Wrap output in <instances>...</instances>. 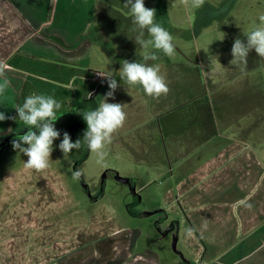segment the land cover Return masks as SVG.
<instances>
[{
  "label": "crops",
  "instance_id": "1",
  "mask_svg": "<svg viewBox=\"0 0 264 264\" xmlns=\"http://www.w3.org/2000/svg\"><path fill=\"white\" fill-rule=\"evenodd\" d=\"M123 4L124 25L132 16ZM106 5L101 0H0V63L5 65L10 81L0 97V112L17 117L0 121V264H159L162 252L168 249L163 244L168 237L171 243L176 238V264H264V89L258 97L251 85L237 86L240 93L235 102L224 99L217 103L224 108L219 114L213 106L210 111L200 107L202 114L194 120L192 116L183 120L172 117L162 125L161 116L171 117L168 114L177 111L179 99L172 94L170 82L178 85L176 77L168 75L169 80L163 75L170 91L158 98L149 96L146 103L138 94H143L142 87L118 82L122 93L116 103L123 104L127 114L119 132L123 143L138 153L142 143L137 138H167L163 155L155 158L162 162L155 164L146 183L139 178L134 184L131 179L121 182L117 172L114 176L117 182L127 184L141 203L145 190L157 182L154 176L160 179L156 184L163 186L162 190L151 193V200L158 204L156 209L143 211L139 205L136 210L141 215H136L126 205L129 215L137 219L151 217L150 222L156 219L160 224L164 216L170 230H160L159 238L145 237L141 230L144 222L132 231L107 193L94 201L90 193H79L54 147L52 154L60 159L63 195L56 211L50 213L48 194L33 179L2 177L20 166L27 170L24 176L32 170L25 167L24 157L19 160L22 153L17 161L2 163L9 160L4 153L14 150L9 146L10 138L28 131L15 109L23 105L25 97L33 93L53 96L62 105L57 111L61 115L70 104L86 99L91 83L102 81L103 77L96 78V74L103 73L93 63L94 51L101 46L94 30L97 35L106 32L105 27H96ZM155 63L150 60L148 65ZM178 82L181 90L192 88L185 73ZM240 96L246 97L240 100ZM189 121L194 123L187 126ZM32 185L40 191L28 192ZM100 202L105 206L101 213L107 222L104 228L97 226L96 205ZM82 205L86 209H81ZM83 211L88 216L85 224ZM50 217H54L51 223ZM118 217L122 225L115 229L114 219ZM50 233H55L51 241ZM130 233L135 234L134 241L128 237ZM137 243L139 247L133 252Z\"/></svg>",
  "mask_w": 264,
  "mask_h": 264
},
{
  "label": "rangeland",
  "instance_id": "2",
  "mask_svg": "<svg viewBox=\"0 0 264 264\" xmlns=\"http://www.w3.org/2000/svg\"><path fill=\"white\" fill-rule=\"evenodd\" d=\"M101 1H105L107 5L105 7V13L97 19L96 27H105L106 32L102 35H97L96 30H94V35L97 37L96 40L99 41L98 44L100 43L102 47L100 46L99 49L97 48L94 51L93 63L94 67L96 66L95 69H99L103 74L115 76L118 83L120 81L119 71L123 60L147 64H150V60L145 61L143 59L146 50L134 42L137 32L133 31L136 26L133 24L132 17L126 20L124 25L122 24L121 20L125 19V17L122 14L123 9L120 7L124 5L123 3L126 0ZM144 3L146 8L156 9L155 22L162 25L172 35L175 45L174 54L171 57L165 55L160 50L152 49L158 57L155 60V65L159 66L160 75H167V79L169 80L171 79L168 75L176 77L177 80H175L178 83L176 85L173 80L170 81L174 86L172 94L177 95L179 99L175 109L177 111L172 112L173 115L168 114L171 117L163 118L165 114L161 116L162 125L168 119H172V117L183 120L192 116L194 120L202 114L200 107H205L210 111V108L213 106L216 113L219 114L220 111H224V108L221 106L220 108L217 107V103L222 104L224 99L226 102H231V100L235 102V97L239 96L238 93H240L236 89L237 86L251 85L257 96H261L262 90L264 89V58L260 57L254 49L251 50L247 57L246 70L243 71V65L231 64L230 61L233 59L231 49L234 40L238 37L246 43L247 37L244 34L252 31L260 23L259 17L264 15V0H203L202 5L198 8L191 6V0H189V6H185L183 0H144ZM145 38H149L147 33H145ZM109 49L113 55H111ZM107 59H110L111 63L109 61L107 64ZM184 73L187 75V83L192 87L186 91L180 89V82H178V78L180 79V75ZM105 81H107V78L103 77L100 83L93 82L90 84V89L94 91L98 90L97 107L103 100L102 96L110 90L108 81L106 84H103ZM100 84H103V87ZM207 89L209 90L208 94ZM179 91H183L182 94L178 95L177 92ZM121 93V88L116 89L114 98H109L108 102L116 103L117 96H120ZM138 94L142 96L143 102H148L149 96L144 92L143 94L138 92ZM207 97L210 100H207ZM244 97L246 96H240V100ZM160 99L163 100L162 98ZM97 107H95L93 101H88L81 106L76 102L75 104H70L65 110H61L63 117L62 114L60 115V111L59 113L57 112L60 121L54 122V124L61 135L59 139L54 141L53 147L57 149L58 155L62 157L63 164L70 174V181L79 193L84 194V187H90L92 191L104 187L103 192L110 196L113 200V205L118 211L126 216L128 222L131 224L132 231L136 229L138 224L144 222L141 230H144L145 237H149L150 235L152 237L158 236L159 238L155 221H149L151 217L143 220L129 215V210L126 209V205L133 202L134 197L131 195L130 187L127 184H121L114 179V173H119L121 177L129 179V182L131 179L132 184L136 182L137 178L142 183H146L147 178L150 177L149 174L153 172L154 166H156L155 164L162 162L156 161L155 158L163 155V141L165 139L167 140V138L155 135L151 141L144 136H142L143 140L137 138V141L142 143V148L140 149L139 146L136 147V149H140L136 153L133 151V148L131 150L127 144L123 143L124 140L121 137V133H119L122 129L120 128L113 134L112 143L106 145L105 150L108 155L104 164L98 165L95 162V154L90 152L82 140L83 134L87 129V124L81 115L83 112L94 110ZM123 108L126 107L124 106ZM166 112H170V110ZM203 117L205 124H207L208 118L204 114ZM192 122L189 121L187 126H190ZM254 123H256L255 120ZM74 124L75 129L72 127ZM220 127L223 129L221 123ZM64 132L69 134L72 142H75L77 139L82 140L81 148L79 150L73 149L67 156L63 155L58 147L63 139ZM125 139L128 138L125 137ZM147 146H150V148L145 151V147ZM19 153L17 150H10L8 153L5 152L3 157L8 154L9 160H3L2 163L5 164L6 161H17L21 155ZM23 157L27 161L28 157L24 154H22L19 160L23 159ZM53 162L56 163L53 164ZM21 167L11 169L10 171L8 170L9 173L7 171V175L2 174V177L7 176L11 180L13 178H16V180L24 178L33 179L35 184L38 183V187L42 188L48 194L50 213L56 211L57 207L60 208V199L63 196L60 190L62 187L60 184V159L51 153L50 166L46 170L37 172L32 169L30 170L31 173L28 172L29 175L26 176H24V172L27 170ZM75 171L82 173L78 180L73 179V172ZM154 177L160 183V179L156 176ZM40 178L47 183L40 185L39 182H42ZM156 183H153L152 186H149L145 190L144 200L140 204L141 210L153 211L157 208L156 206L158 204L151 200V193L154 190L155 193L159 194L163 186ZM34 185L28 187L29 189H33L28 192L40 191ZM93 206L90 207L92 208ZM86 207L82 205L81 209L84 210ZM96 207L98 218L97 226L98 228H101V226L104 228L107 225V222L101 216V213L105 209L104 202H100ZM83 213L85 212H82V217H84L85 221L82 224H85L88 221V216L86 215L87 217H85ZM100 216L101 219L99 220ZM162 218L165 217L162 216ZM53 219L54 217H50V223ZM114 222H116L114 224L116 225V229L117 226H120L122 220L118 217V220L114 219ZM89 224H91V221ZM166 225H169V222ZM161 228L164 230L166 226L163 225ZM54 236L55 233H50V241ZM128 237L130 240H135L134 233L128 234ZM164 242L163 244L167 245L169 250L167 249L166 252H162L163 257L159 264H176L177 262H174V249L171 238L168 237ZM144 243L147 242L145 241ZM138 247L139 243L134 245L132 248L133 252ZM49 259L50 262L54 261L51 248L49 250Z\"/></svg>",
  "mask_w": 264,
  "mask_h": 264
},
{
  "label": "clouds",
  "instance_id": "3",
  "mask_svg": "<svg viewBox=\"0 0 264 264\" xmlns=\"http://www.w3.org/2000/svg\"><path fill=\"white\" fill-rule=\"evenodd\" d=\"M185 6H189V0H183ZM203 0H191L192 7H200ZM125 7L128 8L133 24L136 26L133 31L137 34L134 38L136 45L146 50L143 59L157 60L158 57L152 49L160 50L171 57L174 54L175 45L172 35L159 23L155 22L156 9L146 8L144 0H126ZM260 23L250 32L244 34L247 37L246 43L240 38L234 40L231 55V64L243 65L246 70L247 57L251 50L264 58V15L259 17ZM138 30V31H137ZM145 33L149 38H145ZM107 78L109 91L103 96V100L94 110L83 112L87 129L83 134V142L90 152L95 154V162L103 165L107 158L106 145L112 143V136L123 127L127 114L121 103H109V98H114V92L119 87L115 76L100 74ZM120 81L128 86H140L147 96L158 98L167 95L170 91L165 78L160 75L158 65L147 63L130 62L123 60L119 71ZM10 81L6 78L5 65L0 63V97H2ZM91 95V93H90ZM62 107L61 103L53 96L44 94H30L25 97L23 105L15 107L18 120L28 129L23 135H19L11 144L14 150L19 151L28 157L25 167L37 172L46 170L50 166V157L53 152L54 141L60 138V132L55 128L54 122L58 120L57 111ZM6 119H17V117H6L0 112V121ZM82 140L75 142L67 132H64L63 139L58 147L63 155L67 156L73 149L79 150ZM23 145H27L23 147ZM82 173L73 172V179L78 180Z\"/></svg>",
  "mask_w": 264,
  "mask_h": 264
},
{
  "label": "flooded vegetation",
  "instance_id": "4",
  "mask_svg": "<svg viewBox=\"0 0 264 264\" xmlns=\"http://www.w3.org/2000/svg\"><path fill=\"white\" fill-rule=\"evenodd\" d=\"M98 88H100V87H98ZM91 95L89 94L87 97H86V99H85V101L86 100H98L97 99V93H98V90H96V91H94V90H92L91 92ZM99 99H100V97H99ZM82 101H84V100H82ZM76 115V114H75ZM61 117V116H60ZM56 122V121H55ZM72 127L75 129L76 127H75V124H74V126L72 125ZM24 134V133H23ZM22 134V135H23ZM14 139H17V137H13V138H11L10 139V142H12ZM10 147H12V144L10 143V145H9ZM8 146V147H9ZM22 146L24 147V145L22 144ZM9 147V148H10ZM1 155H2V153H0V157H1ZM76 169V168H75ZM114 175H115V173H114ZM84 191L87 193V194H91L92 196H91V199L94 201V200H96L97 198H99L100 196H101V194L103 193V191H104V187H102V189H99V190H93L92 191V189L90 188V187H87V188H85L84 187ZM140 203L141 202H139L138 200H137V197H134V201L133 202H131L130 204H128L129 205V208L130 209H132L135 213H136V215L138 214V215H141L140 214V212L138 211V210H136V208L140 205ZM129 209V210H130ZM130 211V212H133V211ZM158 216H160V215H158ZM155 221V226H157L156 227V230L160 233V230H162V232H164V233H166L167 231H169L170 230V226L169 225H166V223H165V219L164 218H161L160 219V224H158V222L156 221V219L154 220ZM163 225H165L166 226V229H162L161 228V226H163ZM158 228V229H157ZM160 235H161V233L159 234V237H160Z\"/></svg>",
  "mask_w": 264,
  "mask_h": 264
},
{
  "label": "water",
  "instance_id": "5",
  "mask_svg": "<svg viewBox=\"0 0 264 264\" xmlns=\"http://www.w3.org/2000/svg\"><path fill=\"white\" fill-rule=\"evenodd\" d=\"M117 180L121 181V182H125V183H128L129 182V179L127 178H123V177H117ZM147 215H152L153 212H146ZM177 242H176V238L174 240V243H173V248L176 252H179L178 249H177V246H176Z\"/></svg>",
  "mask_w": 264,
  "mask_h": 264
},
{
  "label": "trees",
  "instance_id": "6",
  "mask_svg": "<svg viewBox=\"0 0 264 264\" xmlns=\"http://www.w3.org/2000/svg\"><path fill=\"white\" fill-rule=\"evenodd\" d=\"M88 101H93L94 102V104H95V107H97V101H96V99L95 100H84V101H81L80 103H79V106H81V105H84V103H86V102H88ZM75 115V114H74ZM76 116V115H75ZM11 139V138H10ZM25 146V145H24ZM136 214V213H135ZM134 214V215H135Z\"/></svg>",
  "mask_w": 264,
  "mask_h": 264
},
{
  "label": "built area",
  "instance_id": "7",
  "mask_svg": "<svg viewBox=\"0 0 264 264\" xmlns=\"http://www.w3.org/2000/svg\"><path fill=\"white\" fill-rule=\"evenodd\" d=\"M101 76L99 74H96V78H100Z\"/></svg>",
  "mask_w": 264,
  "mask_h": 264
}]
</instances>
